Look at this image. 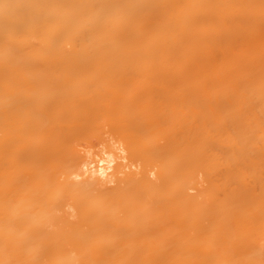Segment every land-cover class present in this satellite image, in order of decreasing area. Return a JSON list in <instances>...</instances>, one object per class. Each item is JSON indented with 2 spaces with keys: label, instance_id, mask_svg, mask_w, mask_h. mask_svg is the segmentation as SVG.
<instances>
[{
  "label": "bare ground",
  "instance_id": "1",
  "mask_svg": "<svg viewBox=\"0 0 264 264\" xmlns=\"http://www.w3.org/2000/svg\"><path fill=\"white\" fill-rule=\"evenodd\" d=\"M0 264H264V0H0Z\"/></svg>",
  "mask_w": 264,
  "mask_h": 264
}]
</instances>
